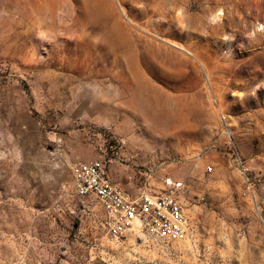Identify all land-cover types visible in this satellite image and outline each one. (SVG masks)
I'll list each match as a JSON object with an SVG mask.
<instances>
[{"label":"rangeland","instance_id":"1","mask_svg":"<svg viewBox=\"0 0 264 264\" xmlns=\"http://www.w3.org/2000/svg\"><path fill=\"white\" fill-rule=\"evenodd\" d=\"M130 200L183 181L184 238L106 241L71 168ZM264 264V0H0V262Z\"/></svg>","mask_w":264,"mask_h":264},{"label":"built area","instance_id":"2","mask_svg":"<svg viewBox=\"0 0 264 264\" xmlns=\"http://www.w3.org/2000/svg\"><path fill=\"white\" fill-rule=\"evenodd\" d=\"M71 183L76 195L91 197L101 205L106 216L105 238L114 246L123 244L130 235L170 243L187 234L189 221L180 201L185 193L183 181L166 178L161 192L143 193L130 200L112 181L104 162L95 160L75 164ZM13 264L26 261L20 257Z\"/></svg>","mask_w":264,"mask_h":264},{"label":"crops","instance_id":"3","mask_svg":"<svg viewBox=\"0 0 264 264\" xmlns=\"http://www.w3.org/2000/svg\"><path fill=\"white\" fill-rule=\"evenodd\" d=\"M0 264H4V263H1V262H0Z\"/></svg>","mask_w":264,"mask_h":264}]
</instances>
